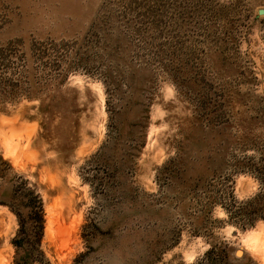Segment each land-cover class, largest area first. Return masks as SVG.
Wrapping results in <instances>:
<instances>
[{
    "label": "rangeland",
    "instance_id": "374dc122",
    "mask_svg": "<svg viewBox=\"0 0 264 264\" xmlns=\"http://www.w3.org/2000/svg\"><path fill=\"white\" fill-rule=\"evenodd\" d=\"M260 11L0 0V264H264Z\"/></svg>",
    "mask_w": 264,
    "mask_h": 264
},
{
    "label": "trees",
    "instance_id": "16d2710c",
    "mask_svg": "<svg viewBox=\"0 0 264 264\" xmlns=\"http://www.w3.org/2000/svg\"><path fill=\"white\" fill-rule=\"evenodd\" d=\"M29 204L28 207L30 212L27 216V219L20 220L21 222V229L19 231L20 237L19 240L16 241L15 245L17 247H25L26 244L34 249L38 246L43 238L44 229H45V219H44V209L39 196H35L33 192H29ZM259 198V197H258ZM253 204L251 201L248 204ZM244 205L242 206L241 212L245 209ZM19 219H22L21 216L18 214ZM27 225V228H26ZM29 225V227H28ZM22 236V237H21Z\"/></svg>",
    "mask_w": 264,
    "mask_h": 264
},
{
    "label": "water",
    "instance_id": "95a60500",
    "mask_svg": "<svg viewBox=\"0 0 264 264\" xmlns=\"http://www.w3.org/2000/svg\"><path fill=\"white\" fill-rule=\"evenodd\" d=\"M260 15H264V11H260Z\"/></svg>",
    "mask_w": 264,
    "mask_h": 264
},
{
    "label": "bare ground",
    "instance_id": "6f19581e",
    "mask_svg": "<svg viewBox=\"0 0 264 264\" xmlns=\"http://www.w3.org/2000/svg\"><path fill=\"white\" fill-rule=\"evenodd\" d=\"M256 242H258V241H256ZM250 243V242H249ZM252 243V242H251Z\"/></svg>",
    "mask_w": 264,
    "mask_h": 264
}]
</instances>
